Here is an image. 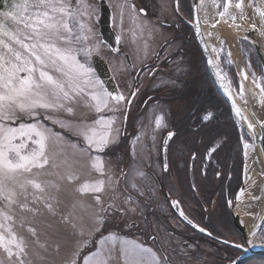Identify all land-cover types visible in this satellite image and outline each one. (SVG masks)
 I'll list each match as a JSON object with an SVG mask.
<instances>
[{
  "label": "snow or ice",
  "instance_id": "6c2138e0",
  "mask_svg": "<svg viewBox=\"0 0 264 264\" xmlns=\"http://www.w3.org/2000/svg\"><path fill=\"white\" fill-rule=\"evenodd\" d=\"M211 2L219 7L217 0ZM232 6V0H224L223 11L216 13L221 19L215 24L225 17L233 24L238 19H250L245 15V0H235L238 14L230 11ZM204 7L205 0H201V8ZM247 7L254 9L264 26V10L256 6V0H247ZM112 8L118 17V20L114 18V23L121 30L116 35L117 42L125 33L131 34L134 43L145 34L149 37L153 34L154 28L142 18L146 17L145 9L137 10L129 0H116ZM96 11L97 6L90 0H0V250L11 264H31L27 259L29 241L16 231L17 226L32 238L33 254L40 260L46 258L49 239L42 241L36 226L45 215H58L61 223L71 228L77 237L65 264H80L81 253L89 245L92 250L82 257V264H167V257L161 258L150 247L115 232L105 234L106 225L117 219V213L123 219L129 212H135V208L127 207L132 203L130 191L124 206L116 202L118 195L105 203L104 194L116 193L123 179L126 190L131 188L143 195L137 181L145 180L147 174L136 165L139 136L132 142L131 162L118 172L99 155L110 146L118 145L121 135L120 129L115 127L117 116L102 113H118L122 104L130 105L132 101L105 88L86 63L99 50V43L93 42L94 30L90 23ZM207 15L205 11V22ZM126 20L128 27H125ZM252 27L255 28V24ZM261 35H264V27ZM213 51L217 49L214 47ZM217 76L223 81L219 71ZM261 91L264 92V88ZM136 94L134 91L130 95L134 98ZM240 96L243 98V84ZM81 108L87 112L78 115L77 110ZM233 111L239 114L235 104ZM90 112L101 115L89 121ZM211 116L209 112L203 120L208 121ZM163 126V116L156 115L155 127ZM252 127L249 124V128ZM56 128L81 138L83 144ZM173 135L168 133L165 145ZM244 148L248 149L249 144L245 143ZM212 151L214 149L209 150V155ZM120 163H123L122 158L117 167ZM79 168L88 169L89 178L83 182H80ZM167 169L165 162L164 171ZM92 173L104 178L93 179ZM65 185L71 186L73 200L62 208L61 194ZM236 199L240 200V193ZM228 203L231 206L232 202ZM178 204L179 201H172L173 207ZM180 216L200 232L206 231L188 220L183 211ZM250 235L257 237L256 230ZM257 239L264 243V236ZM55 248L59 251L58 242Z\"/></svg>",
  "mask_w": 264,
  "mask_h": 264
},
{
  "label": "flooded vegetation",
  "instance_id": "af4514ba",
  "mask_svg": "<svg viewBox=\"0 0 264 264\" xmlns=\"http://www.w3.org/2000/svg\"><path fill=\"white\" fill-rule=\"evenodd\" d=\"M101 1L109 10L111 45L102 40L99 32ZM90 2L97 6L90 21L93 42L99 43L98 52L93 54L106 62L118 92L132 101L130 105L122 104L118 113L106 112L120 116L115 127L121 135L118 145L99 154L118 172L131 162L132 142L139 136L136 165L147 174L145 180L137 181L143 195L131 188L126 190L123 179L115 194L105 193V203L118 195L116 202L124 206L130 191L132 203L127 207L135 208V212H129L123 219L117 213V219L106 225L105 234L112 230L123 237L137 236L161 258L166 256L167 264H183L182 257H186L185 264H248L255 260L264 263L263 256H243L246 239L232 216V210L240 203L236 197L243 182L230 169L226 171L217 159L224 155L223 138L221 134L208 136L209 127L216 121L213 114L208 121L203 120L211 111L207 108L205 86L210 77L196 38L197 26L204 31L201 0H129L137 10H146V17L142 18L154 28L150 37L145 34L135 43L130 33H125L120 42L116 40L121 31L114 23V18L118 20L112 8L116 0ZM87 62L93 69L91 57ZM93 75L97 77L94 70ZM134 91L137 94L133 98L130 94ZM170 104L180 107L181 114L164 116V126L156 128L155 116L161 115L160 109ZM55 130L83 144L75 135L59 128ZM169 132L174 135L165 145ZM210 149H214L211 155ZM120 158L123 163L117 167ZM165 162L167 171H164ZM174 200L179 201L176 207L172 205ZM181 211L206 231L194 228L180 216ZM257 234L264 236V227Z\"/></svg>",
  "mask_w": 264,
  "mask_h": 264
},
{
  "label": "water",
  "instance_id": "95a60500",
  "mask_svg": "<svg viewBox=\"0 0 264 264\" xmlns=\"http://www.w3.org/2000/svg\"><path fill=\"white\" fill-rule=\"evenodd\" d=\"M102 3L103 4L100 6L98 18L99 32L102 37V40L107 44L111 45L109 35L110 33H112V30L109 26V10L107 5L104 2ZM256 6L264 10V3H262L261 0H256ZM237 24L240 25L237 30L240 33L239 38L242 42L247 44L254 51L258 59L262 75V88H264V35H261V30L264 26H262L259 15L258 25H255V28L252 27L253 23H243L241 21H237ZM198 27L199 32H197L196 28V38L204 56L210 80L212 81L219 95L229 106L230 111L233 117L236 119L237 123L244 130L248 138L246 143L254 147L261 161L262 205L257 218L255 219L251 228L246 231L244 223L242 221L243 219L241 218L240 214L237 213L236 209L232 210V216L235 226L242 232L244 238L246 239L247 247L245 248V253L248 255L256 254L264 257V246L258 248L254 247L252 243H250V241H252L254 238L250 235V233L254 229L256 230V232H258L259 228L264 223V92L260 90L263 106L258 114L254 110V108L249 103H247L244 97L241 98L239 91H237L232 86V84L224 74L217 60V57L214 51L212 50V47H210V45L208 44L204 31H202L200 26ZM261 41L263 43V46L261 44ZM209 60L212 61L211 64L209 63ZM91 64L99 80L102 81L104 87L114 93L118 92V89L115 85V82L107 67L106 62L100 56L93 54L91 56ZM231 65L238 78V83L240 85L243 84L245 86H248L250 83V76L242 59L238 43L237 49L232 55ZM217 71H219L220 75L224 78L223 81H221V79L217 76ZM245 75L247 76V79H244ZM225 89H227V91ZM233 104L236 105L239 114L233 111ZM249 124H251L253 127L249 128ZM243 188L244 183H242L241 185V189Z\"/></svg>",
  "mask_w": 264,
  "mask_h": 264
},
{
  "label": "rangeland",
  "instance_id": "374dc122",
  "mask_svg": "<svg viewBox=\"0 0 264 264\" xmlns=\"http://www.w3.org/2000/svg\"><path fill=\"white\" fill-rule=\"evenodd\" d=\"M235 1V0H234ZM11 2V0H10ZM223 2L224 0H217V4L219 5V7H217L218 11H223ZM220 20V19H218ZM217 21V20H215ZM238 21H240L238 19ZM215 23V22H214ZM237 24V22H236ZM236 24H233L232 21L229 22H220L218 24H216L217 26H227V29H233L236 28V31L238 30ZM11 25L9 24V27ZM224 41V43L222 44V50L217 51L218 53V59H219V64L224 72V74L226 75V77L228 78V80L230 81V83L237 88V91H239L240 93V87L241 85L238 83L237 81V76L235 74V71L231 65V61L228 58V42L225 39H222ZM238 41V45L240 48V52H241V56L242 59L244 61V64L246 66V69L249 73L250 76V81L252 82L253 85H255L257 87V94L260 96L261 95V88H262V77L261 74L259 73V71L254 70L252 63H251V59H250V55H251V51L250 48L248 46L245 45L244 42L241 41V39L238 37L237 39ZM230 61V62H229ZM86 63L89 65V63L86 61ZM243 97L245 98L244 95V90H243ZM176 105H166L163 106L160 110H161V116H166V117H171L172 113L174 115L177 116L181 114L182 110L180 109V107L178 108L175 107ZM78 115L82 112H87V109H78ZM107 111L103 112L102 115H106ZM98 115L101 114H97L95 112H90L88 113V120L91 121L93 119H96L98 117ZM106 116H112V115H106ZM117 116V118H119V115H115ZM47 123V122H45ZM51 126V125H49ZM81 139V138H80ZM81 142L83 143V140L81 139ZM241 142V157H242V167L240 170V180H242V182L244 183V179H243V171H244V144L247 142V140H245V138H242ZM103 157L105 163L106 162V158L104 157L103 154H99ZM80 171V182H83L84 179L89 178V174H88V169L86 168H79L78 169ZM91 178L96 179V178H104V177H99L96 173H92L91 174ZM241 193V191H237V194ZM115 194V193H114ZM105 195V194H104ZM61 199L64 201V204L62 205V208H64L67 205H70L72 200H73V194L71 192V186L65 185L64 190L62 191L61 194ZM103 199L105 200L104 196ZM89 202H91V199L89 197ZM77 214H79V210H77ZM234 221V220H233ZM38 230L41 232V240H45V239H49V247L46 253H44L45 255V259L44 260H40L38 259L33 253H34V248L32 247L31 244V237L29 236V234L27 233V231L23 228H20L19 226H17L16 231L18 233H20L21 235L25 236L26 239H28L29 241V257L27 258L29 261H31V264H65V261L67 259H69L71 257V254L76 246V240L77 237L74 236L72 234V229L68 228L67 226H65L64 224L61 223L60 221V217L57 215L55 217L52 216H42L39 218V220L37 221V225ZM108 232H113L112 230L107 231ZM106 233V234H107ZM258 236H260L258 234ZM85 238H87V232L85 234ZM125 239L128 240H134L137 243H140V239L137 236H131V237H124ZM60 244V248L59 251L56 250L55 248V244L56 243ZM143 245V244H142ZM92 245H89L88 248H85L83 250V252L81 253V257H80V264H82V257L84 255H87L89 251H91L92 249L89 250V248H91ZM147 247V246H146ZM248 254H246L244 252L243 256H246ZM250 255V254H249ZM0 260L3 261V264H11V262L8 260L6 254L0 250ZM180 261L185 264L186 263V257H182L180 259ZM248 264H264L260 261H254L253 263H248Z\"/></svg>",
  "mask_w": 264,
  "mask_h": 264
},
{
  "label": "bare ground",
  "instance_id": "6f19581e",
  "mask_svg": "<svg viewBox=\"0 0 264 264\" xmlns=\"http://www.w3.org/2000/svg\"><path fill=\"white\" fill-rule=\"evenodd\" d=\"M235 1L232 0V11L234 14H238L239 10L234 8ZM246 7L244 9L246 17L250 19H245L241 22L253 23L258 25V15L254 12L252 7H247V0H245ZM205 11L207 12V22H205ZM218 12L217 7L214 6L211 0H205V7L203 8V21H204V34L206 36L207 42L210 47H215L217 51H220L222 44L220 41L225 39L228 42V58L231 61L233 53L237 49V39L240 35L236 28L227 29V26H217L214 22L215 20L221 19L216 13ZM231 21L228 17H225L221 22ZM238 21V20H237ZM215 24V27L212 25ZM211 33V35H209ZM263 46V43L261 41ZM214 51L217 60L218 53ZM229 53L231 54L229 56ZM231 63V62H230ZM245 100L249 103L254 110L259 114L262 109V97L257 94V87L250 81L248 86L243 85ZM244 188L243 192L240 193V203L236 206V211L240 214L243 219V223L246 231L251 228L262 205V192H261V161L260 158L252 145H249L248 149L244 148ZM247 234V233H246ZM258 237V236H257ZM257 237L252 240V245L254 247H263L264 243H261Z\"/></svg>",
  "mask_w": 264,
  "mask_h": 264
},
{
  "label": "trees",
  "instance_id": "16d2710c",
  "mask_svg": "<svg viewBox=\"0 0 264 264\" xmlns=\"http://www.w3.org/2000/svg\"><path fill=\"white\" fill-rule=\"evenodd\" d=\"M249 47V46H248ZM251 63L254 70L261 72L258 59L252 49H250ZM206 100L207 108L212 112L215 122L209 127L208 136L216 134L223 138V151L224 155L217 158L221 160L225 170L230 169L234 176L239 177L242 167L241 157V142L239 140V134L235 119L231 114V111L225 101L217 93L213 87L211 81L207 78L206 82ZM203 93V92H202ZM202 94H200L198 101L201 102Z\"/></svg>",
  "mask_w": 264,
  "mask_h": 264
}]
</instances>
